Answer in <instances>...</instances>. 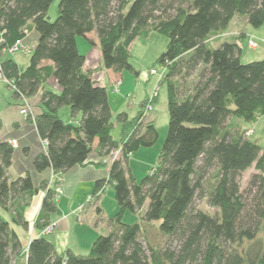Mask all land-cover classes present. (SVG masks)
<instances>
[{"label":"trees","instance_id":"obj_1","mask_svg":"<svg viewBox=\"0 0 264 264\" xmlns=\"http://www.w3.org/2000/svg\"><path fill=\"white\" fill-rule=\"evenodd\" d=\"M53 1L0 0V56L29 29L39 35L28 65L21 69L6 57L0 74L13 81L8 87L14 99L39 96L28 119L47 149L35 157V169L51 168L61 177L89 164L97 150L112 160L87 203L101 215L98 201L111 187L119 210L109 217L110 231L98 235L88 254L71 248L59 252L42 232L53 225L55 187L61 180L35 186L30 172L12 177L14 146L0 141V207L13 224L29 229L26 208L41 190L46 192L34 222L39 234L27 249L0 213V264H264V244L258 241L264 225V147L241 126L264 116V58L242 61L240 40L246 33L221 43L213 39L225 34L235 17L264 26V0H60L51 19ZM153 31L168 37L157 63L164 71L159 84L167 86L169 123L157 165L138 181L129 157L159 139L150 118L158 96H146L133 118L119 112L121 136L115 139L108 87L85 68L77 39L94 45L96 35L101 67L112 70L118 81L124 71L139 74L131 45ZM51 79L60 92L46 88ZM63 107L71 116L81 113L78 124L60 116ZM253 166L243 188L242 174ZM198 197L215 212L197 208ZM128 210H144L142 221L124 222ZM152 223L158 236L152 235Z\"/></svg>","mask_w":264,"mask_h":264},{"label":"crops","instance_id":"obj_2","mask_svg":"<svg viewBox=\"0 0 264 264\" xmlns=\"http://www.w3.org/2000/svg\"><path fill=\"white\" fill-rule=\"evenodd\" d=\"M92 36L96 42L94 45L84 37L81 38L82 40H79V38L77 39L78 47L81 41L85 50L82 52L79 47L80 51L86 55L85 68L92 70L94 79L101 84L108 87L109 81L111 84L115 82L116 86V75L112 70L101 67L102 54L99 40L95 34H92ZM38 37V32L32 28L29 29L28 35L24 41L31 49H33L37 43ZM255 37L264 38L252 31L251 33L246 32L245 34V39L247 41L251 38L255 39ZM242 49V54L244 55V48L242 47ZM20 52L28 56L26 60H24V65H21L20 59L16 57V53L18 52L7 51L6 53H10L7 57L13 58L18 62L20 68L24 69L29 63L31 53ZM247 55L248 61H251V59L255 60L257 57L261 58L257 55H253L252 58L250 54ZM1 59L3 58H0V61ZM163 74L164 73H162L161 78ZM118 81H120L121 86L124 85V78L120 77ZM160 81L161 79L158 81V84ZM46 88L52 89L56 92L61 91V87L55 79L48 81L46 83ZM114 90L116 91L115 88ZM120 90L121 92L119 94L108 92L112 111L114 113L117 112L115 117L119 112L127 111L128 109H126V106L129 107L131 103L134 102V89H131L129 86H123ZM148 95H159L158 86L151 92H147L142 100ZM38 100L39 96L27 100L14 99L13 92L8 87L6 80L0 77V141L9 140L12 142L13 140H16L17 142L14 146V155L9 173L12 177H15L30 172L35 186H40L44 181H48L49 186H54L57 179L61 180L62 193L57 198V210L51 215V223L55 225V227L53 231L50 232L52 236L49 239L55 244L59 252H63L67 248H71L74 252L80 254L88 251L90 252L94 240L98 235L108 233L110 231V226L106 223V221L108 222L109 217L105 215V212H102V214L99 215L94 203H87V201L92 195L95 182L108 176L112 159L109 156H101L97 150H94L89 155L88 159L91 161L89 164L84 166L76 165L61 177H58L51 168L38 172L34 167V159L39 153L46 151L47 143L40 137L35 123L30 121L27 115L20 112L21 107L26 105V103L32 107L33 104L38 103ZM142 100L139 102L136 113L130 115L127 111L130 118H133L138 114ZM155 107L156 105L154 104L153 111L155 110ZM32 110L34 111L35 109L32 108ZM61 112L63 113V117L60 116L65 121L74 124H78L82 116L81 113L77 116H71L69 107L61 108L59 114ZM241 126L243 128L252 129L253 133L255 131L254 128L248 126L246 122H242ZM45 193L44 190H41L33 197L31 205L26 208L25 216L29 220V229H27L29 230V236L24 234L25 237L23 239L20 237L25 249H27L31 239L39 234V230L35 228L34 222L40 211ZM102 202V199L101 201L99 200L98 205H101ZM3 211L5 210L0 207V213L2 215ZM84 217L86 220L85 223H83ZM17 227L18 225L14 226L20 236Z\"/></svg>","mask_w":264,"mask_h":264},{"label":"rangeland","instance_id":"obj_3","mask_svg":"<svg viewBox=\"0 0 264 264\" xmlns=\"http://www.w3.org/2000/svg\"><path fill=\"white\" fill-rule=\"evenodd\" d=\"M60 0H54L52 5L50 6L49 9V16L51 19H56L58 15V5H59ZM254 32L257 35H261V37H264V26H261L259 28L253 27L251 24L245 22L242 18L240 17H235L231 27L227 30L225 34H223L221 37L220 36H213L214 40L220 39L217 41L218 43H221L223 41H231L237 38H240L239 35L245 34L246 32L251 33ZM79 40H82V37H78ZM255 39L258 40L259 46L256 49L248 47V41L246 39L240 40L241 46L244 48V55L242 54V61L246 62L248 61V55H251V58L253 55L260 56L261 58H255V59H263L264 58V38H257ZM168 43V37L158 33V32H151L147 37H139L137 38L131 45V62L132 64L136 67V69L139 70V74L135 75L132 72L129 71H124L122 72L121 76L124 78V85H120L117 87V90L115 91V82L112 84L108 81V92L109 93H117L119 94L121 92V88L123 86H129L131 89H134V96H133V103L128 107L127 111L129 112L130 115H133L136 113L139 102L142 100L143 96L146 95L147 92H151L155 87L158 86L159 88V95L158 96V101L155 103L156 107L155 110L152 111L151 113V119L154 116L155 119V124L159 130V139L157 142L151 146V147H142L138 151L134 152L133 154L130 155L129 157V164L131 166L132 172L135 176V178L139 181L141 178H143L147 173L151 171L153 167H155L158 163L159 159V154L161 151V148L163 146V143L165 141L166 135H167V130H168V123H169V111H168V93H167V86L165 84H158V81L161 79V74L164 73L163 69L161 68L160 64L157 63V59L160 54L165 51L166 46ZM81 51H85L83 45H79ZM21 50H18L16 53V57H18L21 61V65H24V60L28 56H26L24 53L20 52ZM243 53V52H242ZM10 53L4 52L1 54L0 58H5L8 56ZM13 54V53H11ZM250 58V59H251ZM252 60V59H251ZM152 68H156L158 70V73L153 74L151 72ZM113 85V86H111ZM114 90V91H112ZM115 105V104H114ZM116 109V108H115ZM114 113V112H113ZM114 113V118L113 121L115 123V126L112 130L113 136L115 139H119L121 136V127L120 124L116 121V117ZM60 115L63 117V113L61 112ZM234 123L237 124V121H234ZM247 123V122H246ZM248 126H252L254 128V133L250 135V138L254 141H256L258 144H260L262 147H264V116H262L256 123L251 124L247 123ZM254 172V166L247 169L241 177V184L242 187L244 188L247 185V182L249 180V177L251 174ZM102 199V204L100 205L105 212V215L108 217H112L118 210L119 206L117 204V201L115 199V194L114 191L111 187H108V189L101 195L100 201ZM195 205L197 208H200L206 212L209 213H214L215 208L211 207L208 205L207 200L205 198H197ZM4 217L8 219L13 227L15 224L10 220V215L8 212L3 211L2 212ZM144 213V210L142 212H131V211H126L123 215V221L127 223H133L136 221L141 222L142 221V215ZM109 220V219H108ZM85 217L83 223H85ZM106 223H108L106 221ZM109 224V223H108ZM153 227L152 229V235L153 236H158L156 227L157 223H152ZM20 237L22 239L25 237L24 234L29 236V230L21 228L20 226L17 227ZM45 237L51 238L52 234H44ZM157 240H161V237H159ZM258 241L261 244H264V225L262 229L260 230L258 234ZM251 245L249 242H245L244 246L248 247ZM82 253V254H88Z\"/></svg>","mask_w":264,"mask_h":264},{"label":"built area","instance_id":"obj_4","mask_svg":"<svg viewBox=\"0 0 264 264\" xmlns=\"http://www.w3.org/2000/svg\"><path fill=\"white\" fill-rule=\"evenodd\" d=\"M25 31L28 32L27 30H25ZM248 45H249L250 48L256 49L259 46V42L256 39L251 38L248 41ZM18 50H21L22 52H25V53H31L32 52V49L25 43L24 38L17 40L16 41V44L14 45V47L10 51L11 52H17ZM151 72L153 74H156V73H158V70L156 68H152L151 69ZM0 77L3 78L1 74H0ZM5 80H6L7 84H9L10 86L13 87V81L12 80H7V79H5ZM119 83H120V81H118V84ZM116 90H117V88H116ZM24 100H27V99L24 98ZM20 112L22 114L27 115V116H29L31 114L32 117H34V111L32 110V107L29 104H27V103H26V105H24V106L21 107ZM252 133H253V130L252 129H248L247 130V134L248 135H251ZM16 143H17L16 140H13L11 142V144L13 146H15ZM55 193H56V198H58V196H60V194L62 193V186L61 185H56V187H55ZM88 200H91V197H89ZM54 227H55V225H49V226H47L44 229V231L42 233L43 234L44 233L45 234L50 233V232L53 231Z\"/></svg>","mask_w":264,"mask_h":264}]
</instances>
